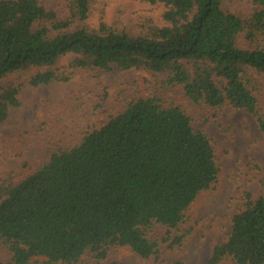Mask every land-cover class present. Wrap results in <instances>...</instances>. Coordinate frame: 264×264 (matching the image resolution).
<instances>
[{"label":"trees","instance_id":"trees-1","mask_svg":"<svg viewBox=\"0 0 264 264\" xmlns=\"http://www.w3.org/2000/svg\"><path fill=\"white\" fill-rule=\"evenodd\" d=\"M141 1L164 5L166 25L147 18L133 28L104 20L93 27L96 12L104 17L100 0H68L66 18L40 0H0V124L20 106L22 88L66 83L77 70L145 69L156 78L146 92L131 88L122 109L78 145L50 147L21 179L2 177L0 239L9 251L2 264L39 257L78 264L118 247L162 264L165 250L183 245L186 236L174 232L216 188L220 168L211 138L172 97L177 87L202 112L229 107L258 117L264 134V0ZM88 96H74L72 113ZM107 97L95 95L93 108ZM229 262L264 264V196L247 195L229 238L205 264Z\"/></svg>","mask_w":264,"mask_h":264},{"label":"rangeland","instance_id":"rangeland-1","mask_svg":"<svg viewBox=\"0 0 264 264\" xmlns=\"http://www.w3.org/2000/svg\"><path fill=\"white\" fill-rule=\"evenodd\" d=\"M59 17L69 15L68 0H40ZM101 18L96 12L90 20L93 27L102 20L110 25L133 28L142 19H151L157 25H166L162 4H149L141 0H100ZM248 0H243L246 5ZM243 45V41L240 42ZM156 78L145 69L116 70L93 73L77 70L69 82H53L38 87L25 86L19 95L20 106L10 111L7 121L0 124V180L10 172L19 179L27 176L44 159L50 148L70 149L89 133L101 129L114 117L130 95L131 88L146 92ZM264 86V80H262ZM133 91V90H132ZM85 97V107L72 113L75 95ZM107 94L104 107L95 110L94 96ZM124 93L126 95H124ZM172 97L192 118L196 131L205 132L213 141L220 179L215 189L203 193L187 212L185 222L175 233L186 236L183 245L165 250L162 264H174L178 258L186 264H205L216 246L226 242L232 232L233 217L245 209L247 195L254 200L264 196V134L258 117L245 110L229 107L209 109L205 112L193 107L181 87ZM260 117L264 119V91L258 94ZM46 125L47 130L41 131ZM164 234L165 232L159 231ZM9 260V251L0 239V264ZM45 258H35L31 264H41ZM153 264L138 256L130 247L110 250L107 259L99 260L87 253L78 264ZM61 264V263H59ZM232 264V263H223Z\"/></svg>","mask_w":264,"mask_h":264}]
</instances>
